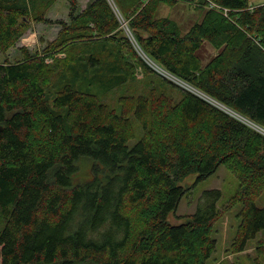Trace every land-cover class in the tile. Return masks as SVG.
I'll use <instances>...</instances> for the list:
<instances>
[{"label":"trees","instance_id":"obj_1","mask_svg":"<svg viewBox=\"0 0 264 264\" xmlns=\"http://www.w3.org/2000/svg\"><path fill=\"white\" fill-rule=\"evenodd\" d=\"M59 1L0 0V264H209L216 223L240 204L232 251L244 252L264 231L255 203L264 133L238 118L264 130V4L201 0L220 9L184 34L158 10L196 0H112L149 59L231 114L154 72L108 0L82 11L67 0L69 21H53ZM36 24L61 31L11 61ZM205 44L216 51L206 64ZM139 73L140 93L127 94ZM122 88L118 112L107 97ZM131 115L144 131L133 147ZM84 158L92 179L76 184ZM220 166L239 180L224 211L221 190H208L195 213L171 223L189 195L180 183L193 174L205 181Z\"/></svg>","mask_w":264,"mask_h":264},{"label":"rangeland","instance_id":"obj_2","mask_svg":"<svg viewBox=\"0 0 264 264\" xmlns=\"http://www.w3.org/2000/svg\"><path fill=\"white\" fill-rule=\"evenodd\" d=\"M77 1L80 5V11H82L85 9L90 0ZM108 1L112 6L117 18L119 19L122 28L124 29L125 36L131 42V45L136 50L138 56L143 59L147 64H152V66L149 64L148 65L154 70V72H157L159 76H162L163 78L172 81L180 87L189 90L187 88L188 86L185 83L172 78V76L164 68L158 66L145 55V53L140 48L139 44L136 42L134 36L132 35L128 23L125 21L123 24L124 19L122 15L117 11L116 6H114L112 0ZM249 1L250 5L252 6L264 4V0ZM206 8L209 9L210 6L202 3L201 0L193 1V3L180 2L175 5H162L158 10L157 18H164L173 21L185 34L189 32L192 26L202 21L203 13L207 10ZM69 9V2L67 0H60L48 13V17L53 21H69ZM60 31L61 27L57 24L50 26L46 24L34 25L33 28L28 33H26V35L18 43L17 48H14L9 52L8 58L11 61H15L18 59L22 60L23 56L20 51L21 48H26L32 53H35L36 51H41L45 47V44L42 43V41H54ZM139 48L141 52L139 51ZM200 55L203 59L204 64H206L216 55V51L209 44H205ZM60 56H64V54H61ZM5 58L6 57L1 55V61L5 60ZM139 74V82H131L130 84H133L131 87H125L129 88L127 94L132 93L134 91L140 93L143 85V74ZM191 89L190 92L197 94L208 102H211L214 106H219V108L224 107L213 99H211L209 96H205L204 93L198 91L197 89H193L194 91ZM126 91V89L122 88L114 93H111L107 97L108 103H110L112 107L116 108L118 112H121L118 105V98L119 96L123 95ZM225 111L233 114L232 111L227 108H225ZM130 118L134 124L137 134L136 138L130 143V146L133 147L142 138L144 131L141 128V124L135 119L133 115H131ZM238 118L240 120H243L245 124L252 126L261 133H264V130L260 128L259 130L258 127L255 126L256 124L252 123L251 121L242 117ZM93 164L94 162L91 159H81L77 164L78 170L73 176V180H75L74 183L77 184L90 181L93 175ZM197 177L198 176L195 174L190 175L180 183L181 186L188 190L189 195H194V199H191L189 195H186V197L181 200L177 210L172 212L169 216V221L171 223L178 224L183 220L181 217L195 213L198 208V204L200 202L202 204V202L204 201L205 192L208 190H221L223 197L220 201L219 209L221 211H224L228 201L232 198V196L236 193L237 189L239 188L238 178L233 175V173L229 171L225 166H220L218 171L214 175L209 177L207 180L196 184ZM255 203L258 207L264 208V192L255 201ZM242 207L243 205L240 204L235 208H231V210L225 212V215L220 219V221L216 223L214 229V238L217 240V250L213 254L212 258H210V260L208 261L209 264H264V231L259 232L255 238L248 240L246 244V250L244 252L234 253L232 251V244L234 243V240L237 236L238 227L240 225L238 213L242 209Z\"/></svg>","mask_w":264,"mask_h":264},{"label":"built area","instance_id":"obj_3","mask_svg":"<svg viewBox=\"0 0 264 264\" xmlns=\"http://www.w3.org/2000/svg\"><path fill=\"white\" fill-rule=\"evenodd\" d=\"M209 6H210V8H213V9H220V7L217 4H214V3H210ZM225 15L229 16V14H227V10H225ZM124 22L125 21H123V24H124ZM139 51L141 52L140 48H139Z\"/></svg>","mask_w":264,"mask_h":264},{"label":"water","instance_id":"obj_4","mask_svg":"<svg viewBox=\"0 0 264 264\" xmlns=\"http://www.w3.org/2000/svg\"><path fill=\"white\" fill-rule=\"evenodd\" d=\"M148 64L152 66V64H150V63H148ZM155 67H156V66H155ZM187 86H188V85H187ZM184 87H185V86H184ZM187 88H188L189 91H190V89H191L190 86H188ZM191 90H193V89H191ZM194 90H195V89H194ZM194 90H193V91H194ZM196 95H197V94H196ZM199 97H200V96H199ZM202 99H204V98H202ZM204 100H205V99H204ZM206 101H207V100H206ZM210 103H211V102H210ZM211 104H212V103H211ZM218 108H219V106H218ZM220 109H224V108H220ZM224 110H225V109H224Z\"/></svg>","mask_w":264,"mask_h":264},{"label":"bare ground","instance_id":"obj_5","mask_svg":"<svg viewBox=\"0 0 264 264\" xmlns=\"http://www.w3.org/2000/svg\"><path fill=\"white\" fill-rule=\"evenodd\" d=\"M207 9V8H206ZM255 9V8H254ZM206 96V95H205ZM222 108H224V107H222ZM225 109V108H224Z\"/></svg>","mask_w":264,"mask_h":264}]
</instances>
